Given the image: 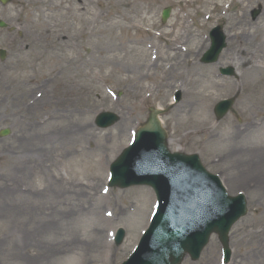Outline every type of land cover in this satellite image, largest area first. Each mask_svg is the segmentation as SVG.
Listing matches in <instances>:
<instances>
[{
    "label": "rangeland",
    "instance_id": "obj_1",
    "mask_svg": "<svg viewBox=\"0 0 264 264\" xmlns=\"http://www.w3.org/2000/svg\"><path fill=\"white\" fill-rule=\"evenodd\" d=\"M44 1L47 5L37 12L31 6L24 8L19 0L0 3V19L8 25L0 28V49L5 50V57L0 59V130L9 129V134L0 136V264H121L136 244L141 228L147 224L152 190L146 187L110 188L103 194L101 189L107 185L109 164L127 145L132 131L145 122L150 108L164 109L160 114L164 122L162 127L168 142L174 143L178 107L189 99L184 87L174 80L142 99L128 84L129 77H134L127 70L117 72L112 64L103 70L105 78L100 82L84 77L81 70H72L70 64L68 71H56L54 82L49 85L57 92L58 85L67 78L84 82V100L77 101L67 112L61 111L62 106L52 109L40 106L27 113H31L29 115L39 126L41 134L50 131L61 133L65 125L78 128L89 123L92 126L89 137L72 134L58 139L52 146L45 143L46 150H41L42 144L39 143L37 155H29L28 159L22 155L24 142L21 136L24 131L18 119L20 113L16 114L15 110V105L19 104L18 95H29L28 91L40 84L49 68L58 63L62 66L70 58L97 62L101 47L107 45L116 46L117 51L111 52L112 56L125 53L120 47L122 38L115 41L110 29L116 22L118 25L112 30L118 36L121 34L120 25L126 21L120 17L104 19L109 8L103 11V6H116L122 13L147 14L158 30L169 29L175 15L181 17L188 13L187 21L192 30L196 28L199 31V38L190 41L191 47L205 42L196 58L197 63L202 68L211 67L208 72L220 85L211 103L212 124L226 128L251 123L255 134L241 140L246 146L254 147L249 156H254L260 165H264V160L259 161L264 156V74L257 78L255 75L246 76L245 80L255 81L245 89L239 80V69L231 63L233 58L243 56L239 49L241 51L247 46L254 57H259L257 41L248 39L243 42L239 38L233 39L229 33L233 24L250 30L261 25L264 22V0H233L229 9L217 6L209 17H205L206 11L209 12L213 6L204 5L206 0H96L99 4L91 6V14H80L77 0ZM165 7L170 8V15L162 22L160 14ZM97 14L101 15L100 19L96 18ZM27 16L32 23L25 22ZM85 20L87 23L84 25ZM215 25L220 26L226 46L216 62L202 63L200 58L210 46L209 31ZM42 28L49 33L40 39L38 31ZM126 61L130 62L129 56ZM227 66L233 68L232 76L219 73L221 67ZM113 69L115 72L110 71ZM94 73L96 75L97 70ZM21 80H28L30 84L25 88L26 92H23L24 88L15 86ZM176 91L180 92L178 102L173 99ZM245 93H249L250 98L243 101ZM232 96L235 100L230 111L217 119L213 112L214 104ZM82 104L87 111L79 109ZM55 110L57 112L51 114ZM102 111L114 112L119 119L110 127H97L94 118ZM181 134L182 140L177 145L180 152L197 153L209 172L226 181L228 193L244 192L247 213L229 233L232 253L227 264H251L252 258L244 255L245 242L251 230H264V222L260 218V213L264 212V176L258 180L262 182V189L249 194L247 188L253 186L254 181L249 186L246 180L233 184L227 182L230 173H235L228 171L230 154L226 155L218 151L215 144L209 145L195 137L192 127H186ZM168 142V148L175 151L177 146L170 147ZM40 152L46 153L48 161H41L38 165ZM20 168H23L21 173L18 171ZM11 188L22 193L18 191L20 194L13 197L7 191ZM107 211L112 215L107 216ZM113 214L118 215L114 220ZM118 227L124 228L125 238L116 246L110 234ZM220 258L221 244L213 234L197 260L186 256L181 264H219Z\"/></svg>",
    "mask_w": 264,
    "mask_h": 264
},
{
    "label": "bare ground",
    "instance_id": "obj_2",
    "mask_svg": "<svg viewBox=\"0 0 264 264\" xmlns=\"http://www.w3.org/2000/svg\"><path fill=\"white\" fill-rule=\"evenodd\" d=\"M186 2H196V0H185ZM225 0H206L204 5H214L211 11H206L205 16H210V13L217 7L223 6ZM24 8L31 6L35 11H40L43 6L47 5L44 0H19ZM93 4H99L96 0H77L78 10L80 14H91V6ZM125 4H129L125 3ZM109 8V9H108ZM224 8L227 9L228 5L224 4ZM108 9L106 17L104 19H112L120 17L119 19L126 21L120 25V35H115L112 30L118 24L113 23L111 27V33L114 40L122 38L120 47L125 50V53L121 56L111 55V52L115 50V45H107L101 47V52L98 54V61L92 62L91 60H79L78 58L68 59L64 65L60 66L59 63L49 68V73L42 76L40 84L37 83L36 88H31L28 92L29 95L23 93L18 95V105H15L16 114H19L18 118L22 123L23 130L21 137L24 142L22 155L28 159L29 155H35L38 144H42L41 150H46L45 143L50 146L57 143L58 139L68 137L69 135H90L91 125L85 123V125L74 128L69 125H65L61 133L50 131L47 133H39V126L34 123L31 113H27L32 108H38L47 106L49 108L60 107L62 112H67L69 107L76 105L77 101L84 100V93L86 91V85L84 82H78L73 79H65L58 86V91L55 92L51 89L50 82H54L56 71H68V65L72 64V70H81V75L84 77H91L93 80L104 81L103 70L110 67L113 64L115 71L127 72L129 75H133L134 78L129 77L128 84L133 87L134 93L139 95L142 99L150 97L151 93L162 89L167 86L171 80L184 87V92L188 95V100L182 103L177 110L175 116L176 127L175 137L173 142H168L169 146H177L182 140V132L186 127H192L194 129L195 137H199L200 140H204L209 145L215 144L218 151L222 153L230 154L227 161L228 171H235L230 173L227 182L233 184L238 180H246L250 185L252 181L255 183L250 188H247L249 194H254L262 189L258 180L264 176V165H260V162L255 160L254 156H249L250 152L254 148L253 146H246L241 140L247 137V135L255 134L252 131L253 125L251 123L244 125H230L226 128H222L219 124H212V116L210 113L211 103L215 99V95L220 85L215 81L214 76L209 73L211 67L202 68L197 63V56L205 46L203 41L201 45H195L191 47L190 41L199 38L198 29L192 30V25L187 21L188 13H183L181 17L174 16V19L169 24V29L158 30L156 23L145 15H137L134 12L122 13L116 6H103L101 10ZM127 11V10H126ZM130 13V15H129ZM101 15L97 14L96 18ZM100 19V18H99ZM25 22L30 23L31 19L27 16ZM32 23V22H31ZM87 21H84V25ZM33 25V24H32ZM49 31L42 28L38 31L40 39L44 38V35H48ZM229 33H232L233 39H238L245 42L248 39L257 41V49L259 57L252 55L249 51V46L239 49V52L243 56H237L232 59V64L240 71L239 80L245 86V89H249L252 82L255 79L245 80L246 76L255 75L254 78L260 77L264 74V23L258 25L255 29L250 30L245 26L237 27L235 24L229 27ZM36 40V38H34ZM193 42V41H192ZM120 48V49H121ZM240 48V47H239ZM119 51V50H118ZM134 53V55L132 54ZM132 56H131V55ZM130 57V62L126 61V57ZM253 58H258L257 61H252ZM91 59V58H90ZM124 62V64H123ZM126 66V67H125ZM110 70L111 72H115ZM94 70H97L95 75ZM127 70V71H126ZM87 73V74H86ZM244 81V82H243ZM15 86L21 89L29 87L30 84L25 80H21L15 84ZM53 87V86H52ZM228 89H231L228 87ZM23 92H26L23 90ZM145 96V97H144ZM250 98L249 93L243 95V101ZM250 108V107H249ZM81 111H87L85 105L79 106ZM52 111L51 114H54ZM182 115V116H181ZM160 123L163 125V120L160 117ZM190 134V132L188 133ZM250 135V136H251ZM179 136V137H178ZM50 142H54L53 144ZM222 144H220V143ZM176 144V145H175ZM31 148V150H30ZM43 148V149H42ZM176 151H180L178 146ZM236 154H239L237 157ZM37 155V154H36ZM39 155V164L48 161L46 153ZM264 160V156L259 158V161ZM20 173L23 168L18 170ZM241 178V179H240ZM253 179V180H252ZM226 182V181H225ZM223 181L225 186L229 190V186ZM8 194L13 197L20 194L21 190L14 188L7 189ZM20 191V192H18ZM22 193V192H21ZM21 201V200H19ZM256 203V200L254 201ZM117 214H113V220L117 217ZM260 218L264 222V212L260 213ZM104 221V220H102ZM102 224V223H101ZM100 224V225H101ZM103 247V246H102ZM255 252V253H253ZM244 255L252 258L251 264H264V230H251L247 234V240L245 242Z\"/></svg>",
    "mask_w": 264,
    "mask_h": 264
},
{
    "label": "water",
    "instance_id": "obj_3",
    "mask_svg": "<svg viewBox=\"0 0 264 264\" xmlns=\"http://www.w3.org/2000/svg\"><path fill=\"white\" fill-rule=\"evenodd\" d=\"M7 0H1V2L5 3ZM168 15V10H164L163 12V20L166 19ZM0 26H4V23L0 21ZM212 47L209 51H207L202 61H213L216 60L218 53L220 52L221 48L224 46V38L223 36L218 37V34L216 32L212 33ZM223 73H232V70L230 68L223 69ZM232 104V100H222L215 106V113L218 118L222 117L226 111L229 109V107ZM157 111H153L148 119L147 125L138 131L137 135V142L147 133H149L152 136L153 144L148 146L147 148H144L142 150L141 144H135L132 148L127 149L113 164H112V173H113V179L112 184L120 187H126L131 184L136 183H147L151 184L158 195V198L161 201V208L159 211V214L156 217V220H154V223L152 225V228L150 229L151 234H158L162 237H165L162 243V247L160 251H158L157 254V263L156 264H178L180 260L182 259L185 252H188L192 258L196 259L199 255V252L201 248L206 243L209 234L212 231H216L219 233L220 239L223 242V244L226 246L227 243V237L226 233L230 227V225L239 217L241 216L245 211V204L244 200L240 199L241 201L238 202L237 199L228 198L225 202L227 206L225 208L220 209L215 216H213L211 219H207L199 222V216L197 215L193 223L196 226L194 228H190L184 231V234L181 233H175L174 235L171 234L170 236H166V232H169V226H168V216L165 212L166 207L168 206L169 198H164L163 189L158 185L161 184V181L154 180L153 178L156 177L155 174H152V177L148 178H135V177H125V173L127 170V167L129 164H133L138 158L139 155L146 150L152 151L155 156H159L160 151L168 156L167 158L168 163L164 162V160L161 158L158 160V165L163 166L164 170H170L171 167H182V165L188 167V175L186 176V184H193L196 182H201L202 178H205L207 182H213L217 185V180L214 176H211L208 174L205 169L200 164L198 157L196 155L191 156H185L182 154H170L168 153L166 147H165V134L164 131L161 129L157 119L156 114ZM106 119L102 122V120ZM116 117L113 114L105 113L101 114L98 119L97 123L100 126H106L110 125L114 122ZM7 131L4 130L2 134H6ZM140 146V148L138 147ZM174 164V165H173ZM181 181V180H180ZM178 181V182H180ZM166 183L164 184L163 188L165 189ZM222 199H224L226 196H224L221 193ZM216 206V203L214 204ZM220 208V207H218ZM165 214V216L163 215ZM166 217V219H165ZM167 223V224H166ZM173 223V222H172ZM198 224V225H197ZM161 227L160 229L153 230L154 227ZM194 231L192 232V230ZM170 230V229H169ZM149 232V233H150ZM169 234V233H168ZM122 238V231L120 230L117 235V243L121 241ZM156 238V236H154ZM162 238L159 240L161 241ZM142 245H140L138 251L134 254V256L131 258V260L125 264H135V262L139 259L141 261L139 264H150V260L148 258L145 259L146 252L142 251ZM229 252L227 250V258H228Z\"/></svg>",
    "mask_w": 264,
    "mask_h": 264
}]
</instances>
